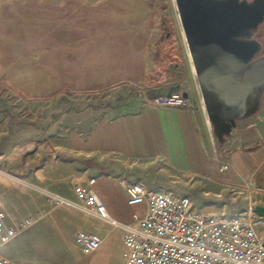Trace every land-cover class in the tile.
<instances>
[{"label":"rangeland","instance_id":"rangeland-1","mask_svg":"<svg viewBox=\"0 0 264 264\" xmlns=\"http://www.w3.org/2000/svg\"><path fill=\"white\" fill-rule=\"evenodd\" d=\"M213 1L248 12L227 36L253 39L252 58L263 59L264 1ZM177 2L0 0V197L11 222L32 221L6 245L5 256L18 263L121 264L109 238L89 255L73 245L74 231L95 222L74 200L71 185L83 175L86 159L97 174L107 161L99 150L83 156L89 155V138L95 139L89 134L114 118L153 107L143 100L151 97L144 91L152 79L176 86L172 91L185 97L195 90L200 94ZM74 157L78 168L63 169L64 160ZM129 165L123 179L203 206L204 196L180 173L139 169L133 159ZM105 176L116 178L117 171ZM240 192L226 207L233 213L251 209L255 220L263 221L264 195ZM122 210L128 218L141 212ZM259 233L264 237L263 224Z\"/></svg>","mask_w":264,"mask_h":264},{"label":"crops","instance_id":"crops-1","mask_svg":"<svg viewBox=\"0 0 264 264\" xmlns=\"http://www.w3.org/2000/svg\"><path fill=\"white\" fill-rule=\"evenodd\" d=\"M249 26L247 24L244 29L248 30ZM217 34L221 36V46H227L231 52L221 66L238 79L257 62L264 64V57L257 61L252 58L253 39L238 38L239 33H236L235 39L230 41L220 30H217ZM165 85L152 79L144 92L154 96L169 93L176 88ZM249 94L245 104L233 106L235 115L229 120V132L216 134L201 94L196 90L186 97L191 108L152 105L144 107L137 114L114 118L107 127L98 129L97 134H89V137L95 139L93 142L89 138V155H83L89 158L93 156L94 150H99L106 153L103 160L107 161L98 165L97 169L101 170L97 174L89 171L92 168L86 159L81 164L85 171L79 179L95 177L92 186L94 193L106 206L110 216L121 224L130 222L122 210L127 206L124 184L140 181L123 179L127 175L125 170L131 168L129 163L132 159L135 164L139 162L142 165L139 169H171L180 173L183 179H188L189 186L195 185L200 195L204 196L201 200L203 206H196L201 211L226 216L236 214L226 205H233L240 191L247 189L264 195V82L252 87ZM69 152L72 156L73 153ZM74 156H78L77 153ZM221 162L228 163L225 170H219ZM63 163L66 165L63 169L78 168L75 157L65 159ZM116 171V178L105 176ZM92 220L95 224H91L87 230L97 227L102 238L101 245L109 238L118 246L120 256V244L115 233L107 225Z\"/></svg>","mask_w":264,"mask_h":264},{"label":"built area","instance_id":"built-area-1","mask_svg":"<svg viewBox=\"0 0 264 264\" xmlns=\"http://www.w3.org/2000/svg\"><path fill=\"white\" fill-rule=\"evenodd\" d=\"M143 98L155 107L191 108L190 101L176 91ZM227 167L221 162L219 170ZM94 183L95 177L85 176L72 183L71 193L88 217L115 233L121 264H264V237L259 233L264 220H255L251 209L229 216L203 212L187 196L150 191L134 181L124 184L125 203L140 207L141 212L132 213L130 222L121 224L94 193ZM31 224L30 218L11 222L0 197V264H20L2 255V250ZM98 230L74 231L73 245L82 255L100 248Z\"/></svg>","mask_w":264,"mask_h":264},{"label":"water","instance_id":"water-1","mask_svg":"<svg viewBox=\"0 0 264 264\" xmlns=\"http://www.w3.org/2000/svg\"><path fill=\"white\" fill-rule=\"evenodd\" d=\"M177 11L191 48L200 94L214 130L216 134L229 132V120L235 115L233 106L245 104L249 100L250 89L264 82V64L257 62L238 79L231 73L215 70L209 76V63L217 67L218 62H224L231 54L227 46L214 45L217 30L228 40L227 34H232L234 22L248 12L237 11L232 3L219 5L213 0H178ZM216 47L218 51L212 49ZM210 53L215 56L209 57Z\"/></svg>","mask_w":264,"mask_h":264},{"label":"bare ground","instance_id":"bare-ground-1","mask_svg":"<svg viewBox=\"0 0 264 264\" xmlns=\"http://www.w3.org/2000/svg\"><path fill=\"white\" fill-rule=\"evenodd\" d=\"M250 25V24H249ZM246 26V25H245ZM221 36L220 35H218L217 34V40L215 41V43H214V45L216 44L217 46H221ZM222 47V46H221ZM217 48V49H216ZM216 48H212L213 50H219V48L218 47H216ZM213 52V51H212ZM212 56H215V54L214 53H210L209 54V57H212ZM210 65H209V68L211 69V74L209 73V76H211V75H213L215 72H214V70L215 71H220V72H227V73H231L232 75H234L231 71H229L227 68H223L221 65H222V63H220V62H218V64H217V67L214 65V64H211V63H209ZM213 71V72H212Z\"/></svg>","mask_w":264,"mask_h":264}]
</instances>
